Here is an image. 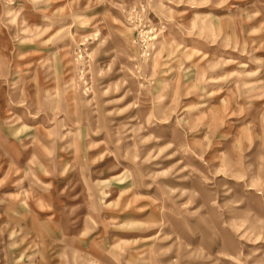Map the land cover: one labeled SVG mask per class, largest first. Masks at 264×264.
<instances>
[{
    "label": "rangeland",
    "instance_id": "obj_1",
    "mask_svg": "<svg viewBox=\"0 0 264 264\" xmlns=\"http://www.w3.org/2000/svg\"><path fill=\"white\" fill-rule=\"evenodd\" d=\"M0 264H264V0H0Z\"/></svg>",
    "mask_w": 264,
    "mask_h": 264
}]
</instances>
